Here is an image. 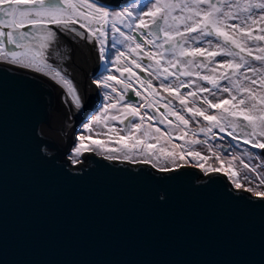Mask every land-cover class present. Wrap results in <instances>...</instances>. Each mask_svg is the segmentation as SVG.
<instances>
[{
  "label": "water",
  "instance_id": "obj_1",
  "mask_svg": "<svg viewBox=\"0 0 264 264\" xmlns=\"http://www.w3.org/2000/svg\"><path fill=\"white\" fill-rule=\"evenodd\" d=\"M60 32L67 58L56 60L73 73L83 111L50 77L0 60V264H264V200L226 175L93 152L73 163L100 108L101 62Z\"/></svg>",
  "mask_w": 264,
  "mask_h": 264
},
{
  "label": "snow or ice",
  "instance_id": "obj_2",
  "mask_svg": "<svg viewBox=\"0 0 264 264\" xmlns=\"http://www.w3.org/2000/svg\"><path fill=\"white\" fill-rule=\"evenodd\" d=\"M137 2L138 11L137 5H132V10L109 12L101 0H0V60L50 77L67 90L65 96L71 98L67 102L83 111L84 97L67 70L55 63L57 58H67L66 54L60 55V30L74 33L76 39L95 47L100 61H106L104 72L108 71V64H113L119 73L118 77L102 72L93 80L97 89L104 90L102 95L108 103L101 106L102 113L92 123L83 125L88 135L77 136L73 147L76 157L88 151H103L109 160L118 158L117 153L132 160L131 154L139 152L143 158L134 162L151 163L161 172H171L173 166H179L178 159L188 156L197 161L203 172L222 173L235 189L264 200V174L258 173V166L252 167L236 155L225 159L213 152L219 166L205 167L209 157L191 147L173 144L171 135L174 125L183 132L176 138L184 140L190 122L202 118L208 126L199 131L205 136L212 133L214 137L213 129H218L233 140L264 150V0ZM76 25L84 31H78ZM145 60L150 63L145 65ZM134 69L146 73L147 78ZM153 80L159 81L158 86ZM134 82L146 94L137 91ZM129 92L143 103H122ZM209 96L220 98L213 100ZM127 99L131 100V95ZM173 101H178L179 108ZM210 110L215 112L210 114ZM157 116L167 131L152 123ZM110 121L126 126L117 129ZM101 123L107 127L103 134L106 141L92 138L94 126ZM112 143L119 147L107 146ZM186 143L191 146L201 141L191 139ZM161 159L171 164L160 166ZM241 169L256 174L255 187H244V183H252L253 177L242 175Z\"/></svg>",
  "mask_w": 264,
  "mask_h": 264
},
{
  "label": "rangeland",
  "instance_id": "obj_3",
  "mask_svg": "<svg viewBox=\"0 0 264 264\" xmlns=\"http://www.w3.org/2000/svg\"><path fill=\"white\" fill-rule=\"evenodd\" d=\"M149 0H140V3H148ZM132 5H137V11L139 10V4L137 2V0H132L127 6L121 7L119 9H108L106 8V10H108L109 12H111L112 10L115 11H120L122 8L125 10H132ZM145 11H147V9H145ZM125 31H127L125 29ZM117 47H120L122 50H125L122 48V46L117 45ZM115 58V56H114ZM145 65L147 64V62H144ZM114 65L112 66V71H109V74H114L116 76L119 77V73L114 71ZM108 75V74H106ZM95 79V78H94ZM134 85H138L139 86V91H141L143 94H146L144 92V89H142L140 87V85L138 83H133ZM159 84V83H158ZM157 84V86H158ZM162 95H164L163 93H161ZM114 95V94H113ZM227 95V94H226ZM225 94H223V96H226ZM166 96V95H164ZM220 98L218 97H212L213 100ZM143 103V101L141 100L139 104ZM175 105V104H174ZM139 106V105H138ZM176 106V105H175ZM199 106V105H198ZM177 108H179V105L176 106ZM206 107V105L204 106ZM146 109H141V112L145 111ZM160 111H164L163 108L160 109ZM215 110H210V114L214 113ZM97 115H100L102 113L97 111ZM186 116V118L188 117L187 113H182ZM169 119H172L173 121H175L174 117H169ZM94 120V117H92L90 120H88L87 123H92V121ZM138 122V121H136ZM109 124L114 125L117 129L122 128V125L118 124L117 122H109ZM157 127H160L162 130L167 131V129L165 128L164 125H160L158 122L156 124H154ZM207 122L203 121L202 118H198L197 121H191L189 124V129H188V135L185 136L184 140H180L177 139L176 137L183 135V132L176 130L174 125H173V130L171 132V135L173 137L172 139V143L173 144H177V145H184V147L187 149L188 147H191L192 150L194 151H198L200 152L203 156L205 157H209V159L204 162L205 163V167L208 166H212V167H218L220 164V161H217L215 159V157L213 156V152L219 154L220 156L224 157L225 159H230L231 156L236 155L239 156L241 159H243L245 162L249 163L252 167H257L258 166V173L260 174H264V160L261 159L262 155V150L260 149H253L251 148L250 145H244L242 141H236L233 140L231 137L227 136V133H220L218 129H213V133H215L216 135L213 137L212 133H209L208 136H205L203 133H201L199 131L200 128L202 127H207ZM83 127V126H82ZM107 132V127H104V124H96L93 128V134H92V138L93 139H100L101 141H106L107 137L105 135H103L104 133ZM79 134H84V135H88L87 131L84 130V128H82L80 130ZM99 134V135H96ZM122 135L124 133H121ZM78 136V135H77ZM191 139H198L201 141V143L199 144H195V145H191L189 146L186 141L191 140ZM204 141H207V143H205ZM152 142V141H150ZM87 143V141H86ZM229 144H232L234 147L230 148ZM108 147H119V145L112 143V144H108ZM169 147H171V145H169ZM211 149V150H210ZM90 152V151H88ZM99 155H107V153L100 151ZM119 160H124V161H129V162H134V161H138L140 159H142L143 157L140 155L139 152H136L134 154H131L133 159L132 160H125L123 158V153H117L116 154ZM70 157H72V161L75 160L76 162H73L74 164H78L81 162L82 160V156L80 155L79 157H76L72 151V153L70 154ZM191 161V162H190ZM134 163H138V162H134ZM166 164H171V162H165L163 159H161L159 161V165L160 166H166ZM177 164L179 165L178 167L173 166V169H177L180 168L182 166H191V167H197L199 169H201L200 167L197 166V161L196 160H192L191 157L186 156V158L184 160H177ZM157 169H159L157 167ZM212 173V172H210ZM241 173L243 174H248L250 176L253 177L252 179V183L248 184V183H244L242 181V183H244V187H255L256 183H258L257 179H256V174L253 173H249L247 169H241ZM208 173L204 172V175H206ZM243 190V189H240ZM264 190V189H262ZM256 197V196H255Z\"/></svg>",
  "mask_w": 264,
  "mask_h": 264
},
{
  "label": "flooded vegetation",
  "instance_id": "obj_4",
  "mask_svg": "<svg viewBox=\"0 0 264 264\" xmlns=\"http://www.w3.org/2000/svg\"><path fill=\"white\" fill-rule=\"evenodd\" d=\"M107 8V7H106ZM109 9V8H108ZM78 31H83L82 29H80V28H77V27H75ZM71 34H73L74 35V33H72V32H70ZM193 35H195V34H193ZM210 39H214V38H210ZM78 40H80V39H78ZM78 43L80 44V46L82 47H84V52L85 53H90L91 54V57H94V59H95V61L96 62H98V64H99V62H101V67H100V71L98 72V74L99 73H104L105 75L106 74H109V71H112V66H113V64H108V71L107 72H104V64L106 63V61H100L99 60V58H98V55H97V52H96V49H95V47L93 46V45H90V44H87V43H85L84 41H82V40H80V41H78ZM189 43L191 44L192 43V41H189ZM194 46H197V45H194ZM202 46H206V45H202ZM9 48H12V46L11 45H9L8 46ZM167 47V46H166ZM83 49V48H82ZM168 55H170V54H166V56H168ZM112 59L113 60H115V58H114V56L112 57ZM181 59H186V58H181ZM222 59H228L227 57H217V60H222ZM144 62H147V63H150V61H147V60H145ZM135 71H137L138 73H139V75L141 76V77H145V78H147V76H146V73H140L139 72V70L138 69H134ZM117 73V72H116ZM121 79H123V78H121ZM193 79H195V77H193ZM159 83V81H157V80H153V84L154 85H157ZM199 83H201V84H204L205 86H207V87H211L210 85H206V83L205 82H199ZM223 83H227V82H223ZM116 87L118 88V90H121L120 89V86L119 85H116ZM133 87L137 90V91H139V86L138 85H134L133 84ZM159 90V89H158ZM103 91L104 90H102V89H99V92H100V96H101V100H100V108H99V110H98V112H101V111H103V109H102V105H104V104H106V103H108V101L103 97V95H102V93H103ZM182 91H187V90H185V89H182ZM163 93V92H162ZM164 95H167V93H163ZM225 95H226V93H224ZM115 95V94H114ZM129 95H131V100H128L127 99V96H129ZM203 95H208L207 93H204ZM227 96V95H226ZM225 96V97H226ZM209 99H212V96H209ZM140 101H141V98L140 97H138V96H136L135 95V93L134 92H129V93H126L125 94V101L124 102H122V103H135L137 106L138 105H140L139 103H140ZM173 103L177 106V105H179V103H178V101H173ZM149 111V114H155L154 112H152L151 110H148ZM98 113H96V114H94L92 117H95L96 115H97ZM91 117V118H92ZM90 118V119H91ZM89 119V120H90ZM159 121V116H157V119H156V121H153L152 123H154V124H156L157 122ZM112 125V124H111ZM125 126L126 125H122V128H125ZM104 127H106L105 125H104ZM73 151V150H72ZM90 152H92V151H90ZM93 153H95V154H97L96 152H93ZM98 155V154H97ZM98 156H101V157H105L106 158V155H98Z\"/></svg>",
  "mask_w": 264,
  "mask_h": 264
},
{
  "label": "bare ground",
  "instance_id": "obj_5",
  "mask_svg": "<svg viewBox=\"0 0 264 264\" xmlns=\"http://www.w3.org/2000/svg\"><path fill=\"white\" fill-rule=\"evenodd\" d=\"M55 62L60 63L67 70V72H68V74L70 76L71 81L74 83V86L78 89L77 81L74 78L73 73L68 69V67L66 65H64L63 63H61L60 61H58V60H55Z\"/></svg>",
  "mask_w": 264,
  "mask_h": 264
},
{
  "label": "built area",
  "instance_id": "obj_6",
  "mask_svg": "<svg viewBox=\"0 0 264 264\" xmlns=\"http://www.w3.org/2000/svg\"><path fill=\"white\" fill-rule=\"evenodd\" d=\"M82 161V160H81Z\"/></svg>",
  "mask_w": 264,
  "mask_h": 264
}]
</instances>
